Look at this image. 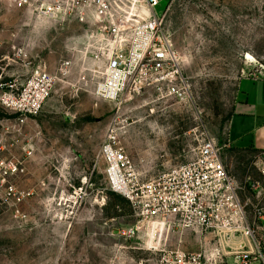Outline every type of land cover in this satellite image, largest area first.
<instances>
[{
	"label": "rangeland",
	"instance_id": "rangeland-1",
	"mask_svg": "<svg viewBox=\"0 0 264 264\" xmlns=\"http://www.w3.org/2000/svg\"><path fill=\"white\" fill-rule=\"evenodd\" d=\"M38 1L0 0V94L1 82H22L37 66L55 72L71 64L23 125L0 105V264H153L141 241L112 234L134 220L129 201L109 188L99 156L113 121L143 179L192 160L210 136L238 181L264 185L257 155L227 139L252 127L230 114L240 78L264 77V0H161L157 13L193 86L188 104L150 89L119 102L97 97L100 67L86 53L85 35L94 28L37 17ZM189 235L184 246L198 250L202 239Z\"/></svg>",
	"mask_w": 264,
	"mask_h": 264
},
{
	"label": "built area",
	"instance_id": "built-area-1",
	"mask_svg": "<svg viewBox=\"0 0 264 264\" xmlns=\"http://www.w3.org/2000/svg\"><path fill=\"white\" fill-rule=\"evenodd\" d=\"M160 2L39 0L35 11L37 17L71 18L94 28L85 35L86 53L100 67L101 77L94 87L97 97L119 102L150 89L188 104L193 101V86L173 34L165 26V15L157 13ZM70 64L63 61L55 72L37 66L22 82H1L0 105L23 125L41 110ZM118 130L111 122L99 156L107 164L109 188L129 201L134 220L115 227L113 235L141 241L155 254L153 264H224L226 257H233V264H264V185L251 178L244 184L238 181L214 138L205 137L187 163L143 179ZM259 159L264 177V152ZM8 166L10 171L18 169L12 159ZM246 192L254 193L257 200ZM188 235L202 239L198 250L184 246ZM173 236L176 243L171 244Z\"/></svg>",
	"mask_w": 264,
	"mask_h": 264
},
{
	"label": "crops",
	"instance_id": "crops-1",
	"mask_svg": "<svg viewBox=\"0 0 264 264\" xmlns=\"http://www.w3.org/2000/svg\"><path fill=\"white\" fill-rule=\"evenodd\" d=\"M233 115L238 117L237 122L240 127L245 125L252 127H249L250 132L248 133L239 129L237 136L235 135L233 138L227 135L228 142L231 147L257 155L256 165L259 167L261 164L259 157L264 152V77L244 76L240 78L230 118H233ZM245 120L248 122L246 123ZM248 135L250 138L245 143V137ZM261 200L264 201V196L261 197ZM225 259L234 262L233 257Z\"/></svg>",
	"mask_w": 264,
	"mask_h": 264
},
{
	"label": "trees",
	"instance_id": "trees-1",
	"mask_svg": "<svg viewBox=\"0 0 264 264\" xmlns=\"http://www.w3.org/2000/svg\"><path fill=\"white\" fill-rule=\"evenodd\" d=\"M112 192H114V191H112ZM114 193H116V192H114ZM117 194H119V193H117ZM119 195H121V194H119ZM122 196V195H121ZM125 198V197H124ZM126 199V198H125ZM128 201V200H127Z\"/></svg>",
	"mask_w": 264,
	"mask_h": 264
}]
</instances>
